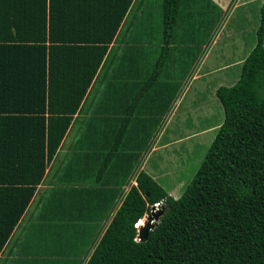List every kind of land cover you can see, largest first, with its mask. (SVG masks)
I'll list each match as a JSON object with an SVG mask.
<instances>
[{"label":"trees","instance_id":"1","mask_svg":"<svg viewBox=\"0 0 264 264\" xmlns=\"http://www.w3.org/2000/svg\"><path fill=\"white\" fill-rule=\"evenodd\" d=\"M133 1L0 0V253ZM159 4L161 54L155 60V49L147 53L143 46L130 52L133 59L135 54L150 59L148 69L154 63L152 84L169 52L181 0ZM145 12L132 26L134 17L130 21L132 37L140 43V34L149 30L146 23L152 22L153 13ZM145 75L136 87L149 91ZM214 95L223 117L181 196L174 199L140 172L86 264H264V1L256 42L238 79L230 87H218ZM106 164L107 159L100 169ZM87 191L67 192L84 198ZM109 198V204L97 210L102 218L114 195ZM157 202L163 203L164 214L147 240L136 242L133 225ZM65 250L66 256L74 254Z\"/></svg>","mask_w":264,"mask_h":264},{"label":"crops","instance_id":"2","mask_svg":"<svg viewBox=\"0 0 264 264\" xmlns=\"http://www.w3.org/2000/svg\"><path fill=\"white\" fill-rule=\"evenodd\" d=\"M189 4L190 2L187 4L188 7ZM188 7L181 8L179 14L183 12L186 17L187 12L188 17L191 12ZM148 10V2H142V0L132 2L79 110L73 116L53 160L47 167L43 180L37 186L31 202L3 247L0 253V264H17L19 259L21 262L18 264H28L44 256H51L54 259L70 258L77 261L81 257L78 253L83 250L78 247L80 245L78 239L74 243L76 253L78 252L76 257H73L75 253L71 256L63 254L61 257L47 254L48 248L49 252H52L54 247L62 246V242L59 241H63L67 235L76 237L78 234L80 238H83L85 234H90V239L93 240L91 252L119 208L122 199L130 188L136 185L135 180L140 172L149 175L169 195L170 193H176V195L183 193L187 181H184L182 176L169 174L168 170L165 171L167 166L175 164V155L170 152V148L177 142H189L197 136H205L208 129L177 140L166 139L159 144L158 140L160 142L162 139L158 137L154 141L155 135L152 137L155 126L150 127L149 131L143 135L135 131L137 122L149 119L148 112L145 113L138 107L129 110V105L135 101L134 97H127L121 92L122 87L129 84L136 87L139 81V79H129L130 72L126 66V62L129 63L126 52L132 47L131 38L126 41V33H132L134 30L130 27V19L137 17L140 20ZM152 16L154 17V14ZM184 26H186L185 19L178 21L177 18L173 32ZM146 27L150 30V26ZM174 37H172V43L170 40L169 46L177 43L183 44L184 40L178 38L176 40L180 41L176 42ZM139 44L141 43L138 41L136 45ZM141 46L145 47V45ZM253 47H248L246 53ZM153 48H147V53L148 49ZM118 49L120 54L122 53L121 56L117 54ZM133 56L130 58L132 61ZM141 60L145 62L144 59ZM243 61L244 59L237 62L241 65ZM219 72L221 70L216 69L213 73L218 74ZM160 82L164 89H169L175 84L176 78L167 73L165 78H157L156 83ZM217 124L219 125L220 122ZM217 124H214L213 128L216 129ZM142 132L144 133V130ZM110 152L113 154L108 155ZM106 159V167L100 169V163ZM168 176L171 177L167 182L171 179L173 186L166 190L164 182ZM190 176L191 174L187 173L188 179ZM73 188L86 189L88 193L84 198L71 196L67 191ZM113 195V202L102 218L99 214L101 212L97 210L108 205L109 197ZM180 196L171 195L174 199ZM36 234L38 235L37 241L29 244L28 240ZM42 248L46 252L38 250ZM1 256L4 257L3 260ZM88 258L89 254L83 258L82 264H86Z\"/></svg>","mask_w":264,"mask_h":264},{"label":"rangeland","instance_id":"3","mask_svg":"<svg viewBox=\"0 0 264 264\" xmlns=\"http://www.w3.org/2000/svg\"><path fill=\"white\" fill-rule=\"evenodd\" d=\"M154 1L156 2V0ZM154 1L152 3L149 2V10L147 11L154 14V17L149 14V19H152V22L150 24L146 23V25L150 26V30L140 34V39L144 41L136 45L138 41L129 32L126 33V41L131 38L132 47L141 45H145L148 48L155 47L153 57L155 59L161 54L163 44L160 0L156 2L158 7L154 6ZM263 1L187 0L186 2V0H181L182 9L190 2L189 11L191 12H189L188 17L187 12L186 17H184L185 13L183 12H181V15L179 14L177 17L178 21L185 19L186 26L175 31L173 36H175L176 42L180 41L176 40L178 38L184 40V42L183 44L177 43L169 46L166 62L163 64V70L159 75V78H165L167 73H170L171 76L174 75L176 82L169 89H164L162 82L152 84L154 80V63L148 69L147 61H150V59L144 62L141 58L139 60V54H135V58L132 61L130 59L133 55L132 53L130 54L132 49L126 52V56L129 58V63L126 62L130 72L129 79L135 80L137 77V79L141 80L144 73H146L144 81L149 82L148 87L150 88L148 91L142 87H135L133 84L122 87L121 92L126 94L127 97H134L133 100H135L134 103L129 105V110L138 107V109L144 110L145 113L148 112L147 117L149 119L137 122L135 131H139L143 135L146 131H149L150 127L153 128L155 126L156 129L153 131L152 137L155 135L154 141L158 137L161 138L162 141L159 142L158 140V143L161 144L166 139L177 140L208 129L205 136H197V138L189 142H177L170 148V152L175 155V164H171L170 167L167 166L165 171L168 170L169 174L182 176L183 180L187 181V185L204 160L206 152L215 137L216 129L213 128V125L221 122L223 117L214 93L218 87H230L238 79L241 67L240 62L251 51L246 53L248 47H253L256 42V30L260 24V9ZM142 2H147V0H142ZM136 21L134 18L131 21V26ZM150 39L153 40L148 45L147 42ZM143 47L142 49L138 48L140 52H143ZM133 50L136 51L137 48ZM117 54H120L119 49ZM117 54L116 56H118ZM239 60L240 62H237ZM226 66L228 67L224 70ZM216 69L221 70V72L218 74L213 73ZM142 130H144V133ZM187 173L191 174L189 179L187 178ZM170 177H166L164 182L166 190L171 189L173 186L171 179L167 182ZM170 194L178 197L182 193L180 195H176V193ZM80 237L78 234L76 237L75 235L65 236L63 241H59L63 245L54 247V252H49L48 248L47 254L61 257L63 256V250L67 247L70 252L75 253L74 243L78 239L80 243L78 247L83 250L77 253L84 258L90 253L93 240L90 239V234H85L83 238ZM37 238V234L33 235L28 240L29 244L36 242ZM33 250L35 251V249ZM38 250L42 251L41 249ZM78 254H73V257L78 256ZM81 257L73 264H82L83 258ZM3 259L4 257L1 256V260ZM67 259L69 260L70 258ZM67 259H54L51 256H44L38 261L34 262L32 260L29 263L63 264L60 262L63 260L68 261ZM19 260H17V264L21 262Z\"/></svg>","mask_w":264,"mask_h":264},{"label":"built area","instance_id":"4","mask_svg":"<svg viewBox=\"0 0 264 264\" xmlns=\"http://www.w3.org/2000/svg\"><path fill=\"white\" fill-rule=\"evenodd\" d=\"M162 207H163V203L162 202L154 203L152 206H150V211L147 214H145L143 216V218H141L140 220H138L134 224V228L136 229V232H137L136 238H135L136 241L140 240L139 236H138L139 229L141 227H144L146 225V223L149 222L155 228V226L157 224V220H155V215H157L159 212H163V208ZM148 218H151V220H148Z\"/></svg>","mask_w":264,"mask_h":264},{"label":"water","instance_id":"5","mask_svg":"<svg viewBox=\"0 0 264 264\" xmlns=\"http://www.w3.org/2000/svg\"><path fill=\"white\" fill-rule=\"evenodd\" d=\"M162 215V212H159L157 215H155V220H158L159 217ZM148 220H151V218H148ZM154 227L148 222L144 227H141L139 229V239L141 242H145L149 236V232L152 231Z\"/></svg>","mask_w":264,"mask_h":264},{"label":"clouds","instance_id":"6","mask_svg":"<svg viewBox=\"0 0 264 264\" xmlns=\"http://www.w3.org/2000/svg\"><path fill=\"white\" fill-rule=\"evenodd\" d=\"M162 208H163V212H162V215H163V214H164V211H165V209H164V205H163ZM162 215H161V216H162ZM161 216L159 217V219L161 218ZM159 219L157 220V224H158V222H159ZM157 224H156V226H157ZM133 226H134V225H133ZM156 226H155V228H156ZM155 228H154V229H155ZM134 229H135V228H134ZM154 229H153V230H154ZM135 230H136V229H135ZM153 230H152V231H153ZM152 231H150V232H152ZM150 232H149V234H150ZM136 234H137V232H136ZM138 234H139V232H138ZM135 238H136V237H135ZM135 241H136V240H135ZM136 242H141V240L136 241Z\"/></svg>","mask_w":264,"mask_h":264}]
</instances>
